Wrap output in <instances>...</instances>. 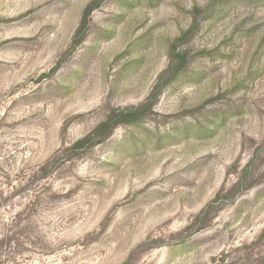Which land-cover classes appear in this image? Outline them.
Wrapping results in <instances>:
<instances>
[{"label": "rangeland", "instance_id": "374dc122", "mask_svg": "<svg viewBox=\"0 0 264 264\" xmlns=\"http://www.w3.org/2000/svg\"><path fill=\"white\" fill-rule=\"evenodd\" d=\"M90 1L0 0V264H264V0H105L52 73Z\"/></svg>", "mask_w": 264, "mask_h": 264}, {"label": "trees", "instance_id": "16d2710c", "mask_svg": "<svg viewBox=\"0 0 264 264\" xmlns=\"http://www.w3.org/2000/svg\"><path fill=\"white\" fill-rule=\"evenodd\" d=\"M104 1L105 0H92L86 5L79 27L77 28L73 36L71 45L60 58L57 65L52 69V73L57 71L61 64L72 55L79 44L84 41L89 29V21L91 15L93 11L97 9ZM201 11L202 9H196L195 13L197 14ZM196 20L197 18L196 16H194V24L188 30L184 31L180 36L177 37L176 42L173 44L170 51V64L168 68L159 75L158 81L154 85L147 99L139 106H132L123 110H112L105 120L100 122L88 134L78 139L69 148V150L73 151L74 153L81 150L82 152H85L86 150H89L108 139L119 125L139 122L152 113L153 108L156 105L159 97L163 93L165 87L169 85L173 79L177 78L181 74L190 59L189 52L180 51L178 49L179 44H177V42L183 43L186 38L193 32ZM250 166L251 165L247 166L244 169L243 174H247L249 172L251 168ZM43 169H46V167H44ZM240 183L241 181L238 180V182H236L232 186V188L227 191V193H232L233 189L240 187ZM239 193H241V191ZM220 199L221 193H219L214 200H212L204 207V209L202 210V214L204 215V217L209 216L210 212L213 211V209H218V206L216 207L215 203ZM1 243L2 241L0 240V260L3 256Z\"/></svg>", "mask_w": 264, "mask_h": 264}]
</instances>
